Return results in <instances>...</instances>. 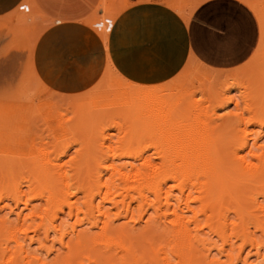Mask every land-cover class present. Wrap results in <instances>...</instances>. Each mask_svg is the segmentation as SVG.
Returning a JSON list of instances; mask_svg holds the SVG:
<instances>
[{
    "label": "bare ground",
    "instance_id": "1",
    "mask_svg": "<svg viewBox=\"0 0 264 264\" xmlns=\"http://www.w3.org/2000/svg\"><path fill=\"white\" fill-rule=\"evenodd\" d=\"M123 4L83 21L106 41ZM167 5L185 21L195 8ZM11 19L35 49V23ZM254 57L247 79L192 56L158 85L129 81L110 62L89 96L43 104L34 69L30 91L0 103L10 141L0 200L25 205L0 216V264H264V49ZM230 83L241 98L219 114Z\"/></svg>",
    "mask_w": 264,
    "mask_h": 264
},
{
    "label": "crops",
    "instance_id": "2",
    "mask_svg": "<svg viewBox=\"0 0 264 264\" xmlns=\"http://www.w3.org/2000/svg\"><path fill=\"white\" fill-rule=\"evenodd\" d=\"M50 1L52 0H43L41 8H47ZM55 1H59L58 5L63 9L55 10L52 15H59L57 17L60 20L50 23L44 29L35 49L29 35L16 24V29L29 38L31 50L27 77L21 90L28 84L36 69L41 80L54 92L66 95L82 93L100 81L110 62L129 81L158 85L175 78L184 68L176 75L173 74L182 67L191 53H195L192 24H187L166 4H137L129 7L113 23L107 47L106 41L99 36L101 34L81 20L98 3L75 14L70 0ZM24 2L25 0H0V18L7 16L11 19L27 7L28 2ZM240 3L237 0H205L196 9L195 24L213 37L237 43L238 39L222 29L221 25L226 18L230 19L232 25L236 22V16L241 12H238L242 6ZM230 7L231 10H228ZM70 15L73 18H69ZM168 16L174 19L172 25H178L180 30H184L185 48L178 51L169 45ZM252 19L255 26L254 40L245 46L242 57L236 64L247 60L259 40L258 23L254 16ZM217 51L214 48L206 57L215 59ZM171 76L173 77L165 80Z\"/></svg>",
    "mask_w": 264,
    "mask_h": 264
},
{
    "label": "rangeland",
    "instance_id": "3",
    "mask_svg": "<svg viewBox=\"0 0 264 264\" xmlns=\"http://www.w3.org/2000/svg\"><path fill=\"white\" fill-rule=\"evenodd\" d=\"M32 1H33L32 5L30 6L32 8V12H31V8L28 7L27 5V7L24 8L18 14L20 15L23 13V15L26 17L27 20H30V21L32 20L35 23V28L36 27L37 28L36 30H34V32L36 36H38L39 38V36L44 31V29L49 25V23H51L52 21L57 22L60 20V18L57 17L59 15L55 14V16H53L52 12H54L57 9L60 10L62 6L58 5L59 1L52 0L50 1L47 8L42 9L41 3L43 2V0L42 1L32 0ZM123 1H124V4H123L124 6L132 7L137 4H161L165 6V4L167 5L168 2H171L174 0H123ZM175 1L182 2L188 5V7L190 5V8H192V10H193V6L195 7L192 14L189 11L190 9H188V11L190 12V19L186 20L187 24H192L193 37H194V43H195V48H196L195 53L194 54L191 53L188 59L190 60V58L193 56L194 59L196 60L195 61L193 59L194 60L193 63H195L196 65L200 64L201 66H204L206 69L210 71H213V70L215 72L217 71V73L219 74H227V73L231 74L232 73L234 75V79L236 77L235 80H238L240 78L245 79L246 77L243 78L244 77L243 74H246V73H242L243 72L242 70L244 69L243 67L252 65V63L250 62L252 61L253 58H255L254 56L259 57V55L262 53V50L264 49V33L262 31V28H263L262 22H264V0L262 1L261 0H237L241 2L240 4L242 6H240V9H238V12L239 11L241 12L237 14L236 16L237 18L235 20L236 22L232 25L230 19L226 18L225 22L221 25L222 29H224L226 32H229L230 34H232L234 37L238 39L237 43H234V42L231 43L227 40L223 41L222 39L213 37L212 35L208 34L206 30L201 29L195 24L194 19L196 15L195 14L196 9L205 0H175ZM25 2H27V0H25ZM70 2L71 3L73 2L72 5H74V8L72 9L74 10L75 14L80 10L90 7V5L93 3H98L96 7L89 14L81 18V20H86L90 18L92 14L95 12L101 13L100 10L103 11L100 17L104 19L107 18L111 14V7L115 6L114 4L116 3L118 4L120 0H104V2L102 0H70ZM102 2L103 3L109 2L110 4L109 3L102 4ZM101 6L103 9L100 8ZM33 8H34L35 14L41 15V17H33L32 15ZM229 9L231 10V7L228 8V10ZM120 15L121 13L118 12L116 19ZM253 16L256 18V21L258 23L259 40L257 42V45L254 51L247 58V60L243 62L242 64L241 63L236 64V62H238L241 59L242 52L244 51L245 46L251 44L254 40L255 26H254L253 19H252ZM69 18H73V17H71L70 15ZM44 19H47L48 21L50 20L49 23H47V21L45 22ZM167 19H168V28H170V30H168V40H170L171 44L169 45L172 48H174V50H177V51L185 48L184 30L183 31L180 30V27L178 25H172V22L174 21L172 16H168ZM16 24L20 26V23L16 19L12 20L10 18H7V16L0 18V103L11 101L13 97L16 99L18 96H20L21 93L23 95L24 94L23 92L25 91L24 88L26 87L25 86L21 90L22 86L25 83V78L27 77L26 71L28 67L27 65L29 61L31 60V50H30V46L28 42L29 38L27 37L26 34L16 29ZM106 44L108 47V40H106ZM214 48L218 50L217 56L213 60L208 59L206 57V54H208ZM188 59L183 62L182 67L179 68L177 72L173 74V76L179 73L183 68H185L184 66L188 64ZM239 73H241V75ZM249 73L250 72H247V76L250 78L251 74ZM35 74H36L35 81H37V78L39 77V75L37 72ZM173 76L165 80H168L172 78ZM38 80H40L39 82H43L40 77ZM262 80L260 81L263 83ZM231 81L234 82V80H231ZM32 83L33 85H35L34 82ZM231 86L232 84L230 83V86H228L227 84V86L225 87L228 88ZM27 91L29 92L30 89H28ZM27 91H25V93ZM87 94L89 96L90 94L89 89L82 93L66 95V94H60V93L54 92L47 86L45 90H43V92L41 93L42 95L40 97L41 99L39 98L36 104H43V103L48 102L49 100L57 101L60 99H65V100L70 101V100H75V98L81 99L82 97L83 98L86 97ZM241 94L242 93L239 91V89L236 88L235 85L232 86L230 91L226 95L227 98L231 96V98L233 99L231 100L232 102H229L224 107L218 108L217 109L218 113L224 114L229 111L231 112L235 111V102L236 100H239L241 98ZM53 96L55 98H53ZM254 127L255 128L258 127L256 129H260L259 126L252 125L253 129H255ZM111 131L115 135L117 134V131L115 129H112ZM263 132H264V128H263ZM263 132L262 134L264 135ZM3 134H4L3 131L0 130V163L1 161L5 160V158H3L2 156V153L4 155L5 151L10 150V141L8 140L7 137H5L7 135L6 134L3 135ZM74 150L75 148L74 149L72 148L70 154L75 153ZM9 177H10V174L7 172V168L6 169L0 168V194L3 193L1 189H5L10 183ZM24 209H25L24 202L17 205L13 200H8V199L0 200V216L10 215L11 218L14 219L15 213H17L20 210H24ZM12 211H14L15 213L11 214ZM33 247L36 248L37 246L33 245Z\"/></svg>",
    "mask_w": 264,
    "mask_h": 264
}]
</instances>
